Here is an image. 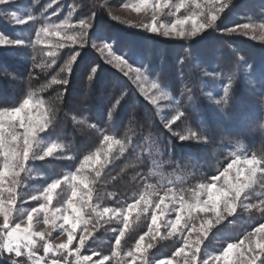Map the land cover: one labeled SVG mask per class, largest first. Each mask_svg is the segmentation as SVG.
Segmentation results:
<instances>
[{"label": "rangeland", "instance_id": "obj_1", "mask_svg": "<svg viewBox=\"0 0 264 264\" xmlns=\"http://www.w3.org/2000/svg\"><path fill=\"white\" fill-rule=\"evenodd\" d=\"M30 1L35 0H10L8 3L0 4V21L12 29L11 32L15 33V35L6 36L0 32V35H3L8 39H22L25 42L23 45H0L1 48L25 49L31 44H36V34L41 27L48 24L63 25L67 22L69 25L78 26L80 23L73 22L74 20H72L70 14L65 15L63 9L57 6L58 0H49L50 2L46 8L47 13L49 11V15L46 14L44 16L42 24L38 23L36 18L34 20H28L27 17L29 15L35 17L33 14V7L30 6ZM234 1L236 0H230L229 3V0H223V2L229 3V7L225 9L226 12L230 11L231 13L230 4ZM106 2L109 4L106 10L110 17L120 22L121 25L132 30L176 42L198 39L205 31L209 29L212 30L215 26L205 28L197 32L195 36L186 35L185 37H180L176 33H170L168 36H164L160 33L163 32L165 28H170L171 24L175 23L177 19H184L189 16L195 17V14L198 13L200 9H197L195 4H192L190 7L186 6L176 13L173 12L171 7L162 9L157 18V24L165 27L160 28L157 33H152L145 30L142 25L152 23L153 5L158 3V0H148V5L141 8L140 11H136V8L140 5V0H124L123 2H121V0H106ZM179 3H181V0L178 2L170 0L171 5H177ZM200 3L203 6L205 0H200ZM204 10L206 11L207 9ZM12 12H15L21 18H24L27 22L23 25L15 24L9 15ZM222 15L223 13H221V16ZM221 16L216 23L221 19ZM195 18L203 20V17ZM231 19H233V22L224 20L220 23L218 28L219 33L230 36L245 37L252 42L263 43L262 45H264V29L260 27L261 25H264V2L261 10L250 9L249 15L246 17L233 14ZM234 21H240L237 22L238 25L235 26L236 30L234 32H229L227 29L221 30V28L233 25L235 23ZM243 24H250L252 25V28L244 29L242 27ZM191 27V24L183 26L186 33ZM78 30V27L65 28L62 31L61 36H45L41 34V42L37 44L43 45L49 50V44L55 45L59 42H63L64 32L71 35ZM88 31L90 30L88 29ZM88 37L90 36H87V42L83 48H86L87 46L91 47L94 41L98 45L102 43L97 41L96 36L90 37V40ZM76 47L79 48V44L73 45L71 42H67V46L64 48L75 49ZM95 49L98 54H100L104 63L123 77L124 81L128 84L129 91L137 98H141L149 103L159 117H163L166 114L169 116V120H171L172 117L180 113L178 106L180 104L181 96L173 93L165 83L159 80V65L161 62H156V58L152 56L150 57L148 55L149 53L146 54V52H144L148 48L143 49L141 47L135 48V46H132L128 52L117 53L113 49V53L114 55L126 54L125 58L129 60V63L132 64L133 68H140L143 76L147 77V79L143 81V87L145 89H150L152 83H157L160 85L163 92L171 97L170 100L161 99L157 104H153L141 91L140 84L135 81V72H131L129 75L125 76L119 68L114 66L115 61L112 64L106 63L107 53L102 54L98 48ZM53 50L57 51L60 49L53 48ZM136 50L138 52H136ZM260 52L261 54L257 53L259 55H254L252 53L251 56L246 58L237 57V61L234 65H232L228 71L224 70V72H209L206 70L207 68H202L199 65L201 84H199L198 90L193 92L190 96L191 99L189 100V104L197 111L198 115L203 116L205 120H210L212 123L216 124L217 130L213 133V137L216 138V141H212L211 150L202 153L199 157L185 156L178 158L174 161L176 163L174 168H170V170L165 169L166 164L163 163L158 156L152 158L153 167L151 173L156 179V185L151 187V193H149L148 196L139 195L130 203L124 201L120 208L101 206L103 203V193H97L92 189L93 182L89 178V188L92 190L91 200L89 201L90 206L81 209V216L83 219L77 226L75 234L76 238L70 246L73 253H75V250L78 248L79 237L84 234L83 229L86 227L90 235L87 237L85 245L80 248L79 254L81 256H91L93 261L99 260L103 256H108L111 258L106 261V264H159V261L162 259L170 260L171 264H184L185 256H191V249L195 247L194 242L203 236L204 238L199 244L200 250L197 253L196 264H204L206 260L211 264V257L220 255L229 244L224 243L225 241L220 242V240H218L216 236L213 237V235H215V233L219 234V228L224 227L229 221L233 220L234 223L229 229H236L232 237L237 238L238 240L233 242V244L239 245V247L233 250V253L231 254L232 259L235 260L238 255L245 253L248 260H251L254 256H258V259L255 260V264H264V249L256 247L255 243L256 240L264 238V232L256 233L255 237H250L252 241L251 243H249V240L245 239L249 233H255L257 228L264 227V220L258 219L262 214V209H264V167L258 154V150H261L264 143V51ZM205 71L211 73V75H204ZM229 84H231V87H229L228 97L225 102L223 89L228 87ZM30 96L34 103L25 111L30 113L34 118L43 117L44 113L47 112L44 102L42 106L38 107L35 102L42 101V99L33 94ZM216 100H221V103L216 104ZM23 116L24 113H21V118H23ZM47 119L49 120L48 116ZM16 132L21 137V140L18 141V143H21L25 129L19 127V119L17 120ZM53 144L58 146L57 149L51 156H46L43 160L32 159L30 154L26 171L21 173L20 176L21 184L16 188L18 199L15 202L14 210L11 212L10 216L13 223H22V226H27V212L32 208L40 207L45 203L43 200V192L49 184L56 179L61 180L62 183L52 193V201L49 205L50 213L60 209L61 211L56 213L57 216H60L61 213L67 214L69 211L67 209V201L72 198V185L75 183L71 178L77 174L87 175L89 177V173L101 168L104 159H109V156H105L107 147L100 156L99 164L95 163L94 159L87 164H85L86 158L82 161H76L71 154L69 147H67L64 142L55 138V133L50 128V123H48L47 127L38 134L37 143L33 145V151L35 153L43 154V152ZM248 144H250V147H248ZM106 145L108 144L106 143ZM116 147L117 145H112V153L116 150ZM148 151L149 150L147 149L146 153H148ZM161 151H166L162 145L157 148L156 154L159 155ZM95 155L96 154H93L88 157L95 158ZM253 158L257 163L252 166L247 165L246 161ZM4 163L5 158L2 150H0V172L3 171ZM200 165L202 166L199 167ZM229 165H234V167L230 168ZM249 167L256 169L254 177L248 176L247 169ZM204 168L207 170V173L204 172L205 177L201 178V180L199 179L189 183V179H186V177L194 172L195 174L197 172H202ZM237 170L241 173L240 179L245 183H248L249 186L243 190L237 201L236 211L233 215L226 216V218L222 219L219 224H215V214L211 210L208 212H196L195 209H192L191 215L198 217L195 221L189 219V211L187 208H185L182 213H178V198L180 196H183L185 202L188 204L194 203L197 196H199L201 201L206 200L208 192L202 190L200 185L207 186L214 183L217 188L226 189L228 181L236 183ZM224 173H227V177H225ZM217 176L220 177L219 180L215 179ZM65 177H67V180ZM10 179L11 177L9 176L7 182H10ZM182 183H187L189 186L184 190L176 189V187ZM5 187H7V183L5 184ZM87 191L88 189H84L83 193H87ZM7 195L8 193L5 192L4 196L7 197ZM33 195L41 198L39 200H32L31 197ZM213 195L218 194L213 193ZM141 196L150 200L153 205L159 203V201L163 199L164 204L161 205V207L163 208L165 205L167 206V211L161 215L160 219L157 221V225L159 226L158 232L156 231L157 226H154L151 223V217L154 214L160 215V213H157L154 207H149L146 212L141 211L144 208L143 202H140ZM108 199L109 201H112L113 198L109 197ZM79 200L80 196L78 195L74 199V203ZM5 203L7 204L6 200ZM134 203L138 204L137 208L132 209L131 214H128L127 209ZM77 207H80L78 203ZM105 208L114 210V212H124L128 215V228L135 216H146V220L149 222V228L147 232L142 235L144 236V241L141 245V251L135 253L134 261L133 257L127 255L129 251L125 252L121 247H119L118 250L119 255L117 257H112V252L115 250V239L118 237L121 230L125 233L128 228L124 229L122 217L113 215V212L106 213L104 214L103 219H99L96 216V212H103ZM5 210L8 209L6 208ZM178 214L183 217L181 219V224L177 228V233L169 236L168 232L170 231V228L167 226L168 222L175 220ZM43 216L44 213H39L33 218V231L37 233H47L50 230V224L44 223ZM83 221L90 222L85 224ZM186 221L188 222V227H185ZM208 221H213L211 226L208 224ZM2 223L3 215H0V224ZM59 223H61V221H57V225H59ZM193 223L196 225L195 228L191 227ZM114 225L121 226L122 229L119 230L117 236L111 241L112 243H109L113 248V250H111L112 252L109 253V248L103 250L100 248H94V246H92L94 238L101 235L106 228L112 229L111 232L118 231V229L112 228ZM201 226H203V229L208 230L202 232ZM149 229L152 231L150 232ZM189 231L192 233L190 237L187 235ZM181 232H183V235H181ZM167 239H175L179 241L181 245L177 251L184 248V252L181 253L180 256L174 254V257L161 258L155 262H151L150 255L152 251L161 241ZM185 239L189 240V247H185ZM33 240L35 243V257L30 259L27 256V249H25L24 255L15 258L17 259L18 264H35V260L39 258L46 259L48 264H51V259L53 258L59 260L60 264H65V256H67V264H75L74 255L69 256L67 253H62L57 256L54 253H49L47 255L44 253L43 249L45 241L53 245H59L67 241V234L58 226L52 229L51 235H46L44 240H41L39 236L33 237ZM240 241H244V244L241 245ZM3 242V237H0V243ZM135 248L136 245L131 251L135 252ZM249 248L253 249V251L246 252V249ZM5 255H7V253H5ZM0 264H5V261L0 259ZM7 264H10V261L7 262ZM88 264H91V261L88 262Z\"/></svg>", "mask_w": 264, "mask_h": 264}, {"label": "trees", "instance_id": "obj_2", "mask_svg": "<svg viewBox=\"0 0 264 264\" xmlns=\"http://www.w3.org/2000/svg\"><path fill=\"white\" fill-rule=\"evenodd\" d=\"M49 2L30 1L36 21L40 24L43 23L44 16L49 15L46 9ZM57 2V6L63 9L65 15L72 16L73 22H80L91 16L93 27L89 29L88 36H96L103 39L97 41L110 43L117 53L128 52L132 46L148 48L142 51L156 58V62H161L159 80L173 93L181 96L178 108L184 115L171 124L169 129L165 127L169 116L165 114L159 117L149 103L132 94L123 77L107 66L93 47L57 50L55 63L50 67L49 63L53 58L46 55L48 49L43 45L31 44L25 49L0 47V110L5 107H18L32 94L41 98L55 138L69 147L76 161H82L98 152L102 154L108 147L104 139L106 136L124 143L125 151L122 155H119L120 146L117 145L109 159L103 160L99 177L95 176V171L89 173L93 182L92 189L103 193L101 206L120 208L124 201L130 203L139 195L148 196L151 193V187L156 185V179L151 173L152 158L158 156L166 164L165 169L170 170L174 168L176 159L185 156L199 157L212 149L211 143L216 141L213 137L214 131L217 130L216 124L198 115L189 104V97L201 84L199 65L207 68L209 72H224L234 65L237 57L246 58L252 53L261 54L260 51H264L263 43L252 42L245 37L221 34L218 28L224 20L233 22V14L246 17L250 9L261 10L264 0H236L230 4L231 13L225 11L212 30L205 31L198 39L178 42L121 25L110 17L106 10L109 5L106 0ZM234 22L221 30L235 27L240 21ZM11 31L12 29L0 21L1 33L6 36L15 35ZM76 51L80 52V56L73 62L72 71L61 72L70 55ZM91 66H96L97 72L89 81L87 76L91 75ZM63 78L68 79L67 85L52 84L53 79ZM117 99H120L119 104H115ZM109 111H112L110 119ZM192 132L196 133L198 139L190 137L184 141L180 140L181 136H190ZM161 145L166 151H161L158 155L157 148ZM258 151L264 167V143ZM204 172L207 173L205 168L202 172L191 173L186 179H189V183L201 180L205 177ZM187 186L189 184L182 183L176 189L184 190ZM109 197L113 198L112 201H109ZM146 219V216L141 215L133 218L122 237L120 247L123 251L133 250L139 237L147 232L149 222ZM258 219L264 220V210ZM233 223V220L229 221L219 228V234L215 233L213 237L216 236L220 242L225 241L224 243L236 242L238 239L232 237L236 229H229ZM112 228L118 231L111 232L112 229L106 228L101 235L94 238L92 246L101 250L109 248L108 252L111 253L113 248L109 243H112L122 227L114 225ZM180 245L175 239L161 241L150 255L151 262L174 257Z\"/></svg>", "mask_w": 264, "mask_h": 264}, {"label": "snow or ice", "instance_id": "obj_3", "mask_svg": "<svg viewBox=\"0 0 264 264\" xmlns=\"http://www.w3.org/2000/svg\"><path fill=\"white\" fill-rule=\"evenodd\" d=\"M10 2V0H0V4H5ZM230 3V0H229ZM229 3L223 2V0H205L204 5L202 6L200 0H181V3L177 5H171L170 0H158V3L153 5V16H152V23L151 24H143L142 27L150 31L152 33H157L160 28L165 27L163 25L157 24V18L162 9L165 8H172L173 12H179L181 9L185 8L186 6H191L195 4L197 9H200L198 13L195 14V17H203V20H199L194 16H189L184 19H177L175 23L171 24L170 28H165L161 35L168 36L170 33H176L180 37H185L186 35L195 36L197 32L205 29L211 28L215 25L216 21L220 18L221 13L225 12V9L229 7ZM148 5V0H140L139 7L136 8V11H140L141 8H144ZM204 9H207L206 11ZM11 20L18 25H23L27 21L24 18L18 16L15 12L9 14ZM28 20H34L35 17L29 15L27 17ZM191 24L192 27L185 32L183 26ZM68 27H78V31L74 34H67L64 32L63 34V42H59L55 45L49 44V50L47 51L46 55L48 57H52L53 59L49 63V67L52 63H55V57L57 52L53 50L55 49H62L67 46V42H71L73 45L79 44L81 48L84 47L86 38L88 36V29L92 28V17L89 16L88 19H82L78 26L69 25L67 22L65 24H48L44 27H41L37 35V43H40V36L41 34L48 36H61L62 31ZM242 27L244 29L252 28L250 24H243ZM264 29V25L260 26ZM236 28L233 26L227 31L234 32ZM100 41H103L101 38H96ZM46 42V41H45ZM25 42L22 39H8L3 35H0V45H23ZM91 47L98 48V50L104 54L107 53L106 63L112 64L115 61V67L119 68L125 76L129 75L131 72H135V81L140 84L141 91L144 95L151 100L153 104H157V102L161 99L163 100H170L171 97L163 92L160 88V85L157 83H152L150 89H145L143 87V81L147 79V77L143 76L140 71V68H133L132 64L129 63V60L125 58V55H114L113 48L110 43H101L97 44L95 41L92 43ZM80 56V52L76 51L74 54H71L69 59L67 60L65 66L61 68V72H71L72 71V64L76 61L77 57ZM33 59H35L33 57ZM91 75L87 76L89 81L92 80L93 75L97 72L96 66H91L90 68ZM204 75L208 76L211 73L205 71ZM52 84H68V79H53ZM229 87H225L224 91V98L226 102V98L228 97ZM121 96L120 99H122ZM120 99L115 101V104L120 103ZM191 99V97H189ZM34 102L32 97L29 96L28 99H24L23 103L20 104L18 107L8 108L5 107L3 110H0V150H2L5 163L3 166V171L0 172V215H3V223L0 224V237H3L4 242L0 243V259L5 261V264L10 261V264H18L17 259L25 254L24 250L27 249V256L30 259L35 257V243L33 237L39 236L41 240H44L46 235H51V230L55 227H59L63 230L64 233L67 234V241L65 243H61L59 245H53L47 241L44 244V253L47 255L49 253H54L55 255L59 256L62 253H67L69 256H75V264H88L91 261V264H106L111 257L103 256L99 260H92L91 256L85 255L81 256L79 254L80 248L85 245V241L87 237L90 235L88 229L85 227L83 229V233L79 237L78 241V248L75 250V253L71 250L70 246L73 240L76 238V229L78 224L82 221L81 216V209L89 205V201L91 200L92 190L89 188V177L87 175L77 174L74 175L71 179L75 181L72 185L73 191L71 193L72 198L68 199L67 201V209L69 210L67 214L61 213L60 216H57V212H60V209H57L55 212L50 213L49 205L52 201V193L60 186L62 183L61 180L56 179L54 182L49 184V186L43 192V203L40 207L32 208L30 211L27 212L26 215V224L27 226H22V223H13L10 219L11 212L14 210V205L16 200L18 199V193L16 192V188L19 187L21 184V173L26 171L27 162L30 158L43 160L46 156H51L53 152L57 149V145L53 144L52 146L48 147L43 154L35 153L33 151V145L37 143V136L40 132H42L50 123L47 119L48 112H45L43 117L41 118H34L31 116L30 113L26 112L25 110L30 107ZM216 104H220L221 100H216ZM36 106H42L43 101H36ZM115 107V105L113 106ZM21 113H24L23 118H21ZM184 113L180 112L171 120L165 121V127L171 129V124L175 123L177 120L183 116ZM112 116V111H109L108 117L109 119ZM19 119V127L25 129L23 134V139L21 143L18 141L21 140L20 135L17 134V120ZM198 139L195 132L190 133V136H181L180 140L184 141L189 138ZM105 142L108 144L107 152L105 156H110L113 148L112 145H119L120 146V153L122 155L125 151V145L121 140H115L113 137L106 136ZM100 156L101 154L98 152L93 157H86L85 164L89 161L94 159L95 163H100ZM256 160L249 159L246 161V164L252 166L256 164ZM229 167H234V165H229ZM256 173V169L249 167L247 169V174L249 177H254ZM225 177H227V173H224ZM9 176L11 177L10 182L8 181ZM95 176H100V170H95ZM241 173L239 170L236 172V183H232L228 181V186L226 189L217 188L216 185L209 184L207 186L200 185L202 190H206L208 192V197L206 200L201 201L199 196H197L196 200L192 204H188L185 202L184 197L180 196L179 199V209L178 213H182L185 208L189 211V219L195 221L198 217L191 215V210L195 209L196 212H208L211 210L215 214V224H219L222 219L226 218V216L233 215L236 211V204L239 200L243 190L247 188L249 185L240 179ZM67 180V177H65ZM216 180H219L220 177H215ZM7 183V187L5 184ZM82 186V187H81ZM84 189H88L87 193H83ZM7 192V197L4 196V193ZM83 193V194H82ZM213 193H217L218 195H213ZM80 196V200L74 203V199L77 196ZM41 197L33 195L31 197L32 200H39ZM7 201V204L5 203ZM140 202H143L144 208L141 211L146 212L149 207H154L157 213L160 215H153L151 217V223L156 227V231H159V226L157 225V221L160 219V216L163 215L167 211V206L165 205L163 208L161 205L164 204L163 199L159 201V203L153 205L152 202L146 199L144 196L140 197ZM77 203L80 207H77ZM138 204L134 203L129 206L127 209V213L131 214L132 209L137 208ZM8 210H5V209ZM264 210V209H262ZM113 212V215L120 216L123 219L124 229L128 228V215L124 212H114V210L105 208L103 212H96V216L99 219H103L104 214ZM44 213L43 220L45 224H50V230L45 232H35L33 231V218L39 214ZM183 217L181 215H177L175 220L168 222V227L170 231L168 235L171 236L177 233V228L181 224V219ZM57 221H61L59 225H57ZM85 224L89 223L90 221H83ZM99 223V220H98ZM213 221H208V224L211 226ZM188 222H185V227H188ZM191 227L195 228L196 225L193 223ZM208 229H203L201 226V231L206 232ZM151 232L152 230L149 229ZM264 232V227L257 228L255 233H249L248 236L245 237L246 240H249L251 243L250 237H255L256 233ZM124 231L121 230L119 232L118 237L115 239V250L112 252V257H117L119 255V247L121 244V238L124 236ZM191 231L187 233V235L191 236ZM183 235V232H181ZM204 237L201 236L195 243V247L191 249V256H185L184 264H196L197 253L199 252V244L202 242ZM144 241V236L139 237V242L136 244L135 252L129 251L128 256L133 257V261L135 260V253L141 251V245ZM256 247L260 249H264V238L258 239L255 241ZM185 247H189V240H184ZM240 244L243 245L244 241H240ZM239 245L229 243L227 247L222 251L220 255L211 257V264H255V260L258 259V256H254L251 260H248L245 253H241L236 257L235 260L232 259V253L235 248H238ZM253 249L249 248L246 249V252H251ZM184 252V248H181L179 251L175 253L176 256H180L181 253ZM7 253V255H5ZM65 264H67V256L64 257ZM35 264H48V261L44 258H39L35 260ZM51 264H60V261L57 259H51ZM159 264H171L170 260H160ZM204 264H209V261H205Z\"/></svg>", "mask_w": 264, "mask_h": 264}]
</instances>
